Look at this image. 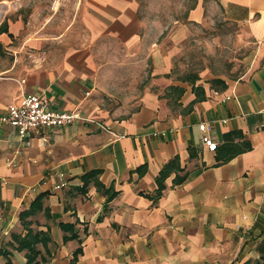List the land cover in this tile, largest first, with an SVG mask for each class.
<instances>
[{"label":"crops","instance_id":"crops-1","mask_svg":"<svg viewBox=\"0 0 264 264\" xmlns=\"http://www.w3.org/2000/svg\"><path fill=\"white\" fill-rule=\"evenodd\" d=\"M93 1L97 12L83 20L96 27L77 37L76 46L57 54L45 38L37 39L34 60L17 59L0 70V119L22 94H37L52 110L80 111L93 120L43 128L30 147L0 121V248L24 264V253L9 245L11 236L24 232L20 213L46 193L33 227L49 230L52 264L68 263L80 245L77 264L257 260L264 234V0H210L256 42L257 51L241 78L217 77L226 89L199 80L205 97L198 101L187 82L163 77L176 53L165 47L163 30L150 36L138 0ZM205 4L197 0L189 20L201 22ZM10 30L11 36L0 34V51L8 50ZM144 63H151L154 84L161 76L164 91L153 84L134 87ZM204 136L217 143L216 151L203 147ZM175 158L186 180L175 184L172 172L154 200L157 179ZM60 175L66 186L56 189ZM61 222L76 223L82 244L64 242Z\"/></svg>","mask_w":264,"mask_h":264},{"label":"rangeland","instance_id":"rangeland-1","mask_svg":"<svg viewBox=\"0 0 264 264\" xmlns=\"http://www.w3.org/2000/svg\"><path fill=\"white\" fill-rule=\"evenodd\" d=\"M138 2V10L149 25V34L152 33L150 36L155 38L157 31L163 30L161 39L165 47L176 53L170 74L163 77L181 82L195 75L200 76L199 82L204 79L210 82L213 77L235 80L251 69L256 42L213 1L206 0L204 17L199 23L189 20L197 0ZM96 8L93 0H0V24L7 21L14 33L7 40L8 50L0 51V70L17 59L34 60L37 49L32 44L37 39L45 38L46 48L57 54L76 46L77 37L96 27L93 21L86 25L83 20L85 14L97 12ZM63 37L67 39L65 44H59ZM107 45L110 44L103 42V47ZM144 64L134 75V87L143 90L153 84V90L164 91L160 86L161 76H155L154 84L151 63ZM122 86L126 89L131 82Z\"/></svg>","mask_w":264,"mask_h":264},{"label":"trees","instance_id":"trees-1","mask_svg":"<svg viewBox=\"0 0 264 264\" xmlns=\"http://www.w3.org/2000/svg\"><path fill=\"white\" fill-rule=\"evenodd\" d=\"M195 6H193L192 9H194ZM8 34L9 33V24L7 21L3 22L2 25H0V34ZM200 80L199 75H195L193 77H187L183 79L184 82H187L191 87L193 93L196 95V100L204 99L205 93L204 88L201 85H197V82ZM213 88L219 87L221 90H224L227 88V84L222 79H213L210 81ZM170 90H180L181 93H183V89H179L178 87H170ZM195 100V101H196ZM191 107L187 109V111H190ZM230 135H228L227 138H229ZM250 149V146H247L248 150ZM234 155V154H233ZM231 155V156H233ZM231 158V157H230ZM229 158V159H230ZM228 160V159H227ZM225 160V161H227ZM183 169L181 168V165L179 163L178 158H175L172 160L169 164H167L161 171L157 183H158V189L152 198L154 200L161 197L163 190L165 189V180L170 176L172 172H177V176L175 178V184H182L185 182V177H180L178 173L182 172ZM98 172L95 174L97 175ZM96 184L100 185L97 177ZM47 194H41L39 195L34 202L31 204L30 208L28 210H25L20 213V224L24 232L20 233H13L11 236V242L9 243L10 247L19 252L24 253L25 262L24 264H52V250L50 248V245L52 243V238L50 235L49 230L48 231H42L37 230L33 227L34 221L33 218L37 216L38 213L42 212L44 210L43 208V200ZM112 197H107V202L111 200ZM50 211L46 208L44 211V214H49ZM60 228L64 232V242H68L71 240H78L80 244H82L83 240L79 236V231L76 228V223H60ZM86 233V230L84 231ZM257 253H258V259L255 261L249 260L245 262L244 264H264V234L261 237L260 241L257 244L256 247ZM83 254V249L80 245L76 249V251L73 253L72 259L66 263V264H77L79 261L80 256ZM5 258V264H15L12 259V252L4 248H0V257Z\"/></svg>","mask_w":264,"mask_h":264},{"label":"built area","instance_id":"built-area-1","mask_svg":"<svg viewBox=\"0 0 264 264\" xmlns=\"http://www.w3.org/2000/svg\"><path fill=\"white\" fill-rule=\"evenodd\" d=\"M0 121L17 131L21 145L24 147H30L33 136L43 128H64L77 121L93 122L80 111L52 110L46 100L37 94H22L17 103L9 105ZM103 128L105 127L103 126ZM202 144L209 151L214 152L217 149V143L210 136H204ZM60 178L61 182L56 186V189L66 186L63 175H60Z\"/></svg>","mask_w":264,"mask_h":264}]
</instances>
